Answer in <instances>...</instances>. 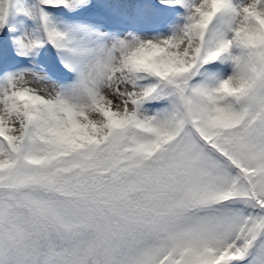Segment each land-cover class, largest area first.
Returning <instances> with one entry per match:
<instances>
[{"label":"snow or ice","instance_id":"1","mask_svg":"<svg viewBox=\"0 0 264 264\" xmlns=\"http://www.w3.org/2000/svg\"><path fill=\"white\" fill-rule=\"evenodd\" d=\"M0 264H264V0H0Z\"/></svg>","mask_w":264,"mask_h":264}]
</instances>
